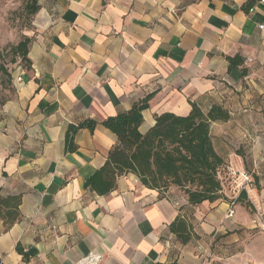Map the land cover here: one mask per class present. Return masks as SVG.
<instances>
[{
    "label": "crops",
    "instance_id": "0c3cea01",
    "mask_svg": "<svg viewBox=\"0 0 264 264\" xmlns=\"http://www.w3.org/2000/svg\"><path fill=\"white\" fill-rule=\"evenodd\" d=\"M246 2L48 0L39 9L28 66L0 107V197L19 199L17 221L0 219V264H264L263 247L240 231V205L226 219L227 201L191 207L133 175L103 196L84 187L116 143L100 123L149 95L141 134L155 116H187L190 103L219 106L229 120L210 135L221 176L253 170L264 180V3L249 13ZM87 119L96 128L79 130L67 152L68 127ZM178 216L191 225L185 243L169 228Z\"/></svg>",
    "mask_w": 264,
    "mask_h": 264
},
{
    "label": "trees",
    "instance_id": "16d2710c",
    "mask_svg": "<svg viewBox=\"0 0 264 264\" xmlns=\"http://www.w3.org/2000/svg\"><path fill=\"white\" fill-rule=\"evenodd\" d=\"M255 1L247 0L242 8L248 12ZM30 8L31 14L40 9L36 1ZM29 44L30 39L25 37L13 48L25 66H28ZM228 62L234 67L241 64L237 57L228 58ZM150 98L149 95L133 104L128 111L100 123L115 136L116 143L103 167L85 182L84 187L103 196L115 188L118 178L133 175L141 186L158 192L160 196L176 189L191 207L219 200L231 203L232 200L229 201L224 194V184L228 179L221 176L225 162L215 151L210 135L211 124L227 122L228 112L219 106H212L207 113H203L198 106L190 103L191 111L187 116L170 113L155 116L154 125L141 134L142 112L148 109ZM97 124L87 119L69 126L65 134L66 151H75L73 138L79 130L93 132ZM245 196V193H240L234 203L243 202ZM18 204V198L0 197V219L7 227L18 219ZM169 228L182 243L189 240L191 225L184 218L178 216ZM16 250L25 257L20 247Z\"/></svg>",
    "mask_w": 264,
    "mask_h": 264
},
{
    "label": "rangeland",
    "instance_id": "374dc122",
    "mask_svg": "<svg viewBox=\"0 0 264 264\" xmlns=\"http://www.w3.org/2000/svg\"><path fill=\"white\" fill-rule=\"evenodd\" d=\"M35 1L41 8L48 0H0V107L12 98L15 73L25 66L15 55L13 48L25 37L30 38L34 31L32 23L36 14L30 13V7ZM179 1L186 5L195 0ZM224 189L228 200H232L234 196L229 191L228 182L224 184ZM235 205L236 208L238 205L242 207L241 212L245 218L243 227H240L241 233L248 243L253 242L264 249V180L255 182L249 197L246 195L243 202H236Z\"/></svg>",
    "mask_w": 264,
    "mask_h": 264
},
{
    "label": "built area",
    "instance_id": "2783aa9c",
    "mask_svg": "<svg viewBox=\"0 0 264 264\" xmlns=\"http://www.w3.org/2000/svg\"><path fill=\"white\" fill-rule=\"evenodd\" d=\"M260 3H264V0H259ZM254 11V8H250L248 10L249 13H252ZM262 27L260 26V29ZM19 79V78H18ZM228 184H229V191L234 196L231 203L229 204V210L226 214V219L233 218L234 212L233 207L235 206L234 199L240 194L245 193L247 197H249L250 192L254 189V171L250 172H236V171H230L229 177H228ZM255 223V221L253 222ZM247 264H260L255 261H249Z\"/></svg>",
    "mask_w": 264,
    "mask_h": 264
}]
</instances>
